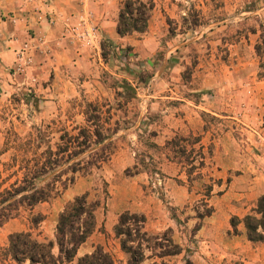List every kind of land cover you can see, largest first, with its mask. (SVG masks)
I'll return each mask as SVG.
<instances>
[{"label":"rangeland","instance_id":"1","mask_svg":"<svg viewBox=\"0 0 264 264\" xmlns=\"http://www.w3.org/2000/svg\"><path fill=\"white\" fill-rule=\"evenodd\" d=\"M120 2L106 0L103 4L105 12H111L114 25ZM195 19L196 25L192 26ZM258 25L264 28V0H153L143 34L124 36L115 43L103 40V48H99L94 62L61 65L57 75L51 72L39 83L35 77L31 82L30 78L22 76L19 85L4 91L0 99V171L13 153L32 150V146L21 144L28 136H35V129L48 136L53 144L61 130L69 131L74 125H82L86 102H97L104 109L110 107L111 121L118 120L119 129L111 137L113 154L99 169L77 178L58 197L35 206L31 212L21 211L2 224L0 248L14 232L29 231L38 241L47 240L58 212L75 196L86 194L87 201L96 203V210L104 213L105 205L110 203V185L141 176L144 196L150 195L176 225V233L165 229L159 234L167 232L175 244L180 240L182 246L176 244L181 248L178 255L153 258L146 264L153 261L155 264H184L186 259L190 264H224V257L208 255V250L195 236L202 221L196 218L195 211L202 210L201 200L212 210L208 200L227 188L229 175L217 173L211 160V169L204 165L187 176L184 159L189 156L197 167L199 141L191 143L195 138L200 140V135L188 133L162 138L158 132L163 121L157 109L149 111V102L160 101L158 107L170 108L173 101H264V74L259 67L264 59L260 61L253 49L259 36ZM250 28L255 33H250ZM67 78L73 85L63 90L61 85ZM50 84L54 87L50 88ZM198 116L202 131L208 132L210 139L217 140L223 130L229 132L230 139L238 145L242 162L252 166L254 172H248L250 177L256 172L264 176V168L255 171V164L264 159V130L259 121L223 120L203 111L198 112ZM174 136L185 139L178 142V147L184 150L181 156H174L170 147L162 149ZM211 151V144L206 145L205 157ZM165 157H169V161ZM177 169L178 173L182 172L178 180L174 178ZM166 179L184 187L192 202L172 205L164 192ZM207 186L211 187L208 194ZM240 188L245 197L254 193L251 185L242 184ZM136 203L137 199L133 201ZM36 214L42 216V221L32 229L30 216ZM242 217L229 218L228 237L240 234L238 226L244 235L241 223L236 224L235 233L230 227L231 218L240 220ZM154 254L159 256L161 252L156 250ZM225 264H243V261L234 258ZM254 264H264V259Z\"/></svg>","mask_w":264,"mask_h":264},{"label":"crops","instance_id":"2","mask_svg":"<svg viewBox=\"0 0 264 264\" xmlns=\"http://www.w3.org/2000/svg\"><path fill=\"white\" fill-rule=\"evenodd\" d=\"M105 1L0 0V99L4 91L14 89L15 86L19 85V79L22 76L26 79L35 77L39 83L51 72L57 75L61 65L75 64L79 66L84 62H94L97 59L101 41L108 40L115 43L116 40H121L115 34L114 20L110 18L111 12H105V5H103ZM86 10L90 13L97 27L98 45L94 49L77 48L68 38V28L74 25L78 17L86 13ZM24 44L29 47L32 59L26 73L19 74L15 72L14 65L16 54ZM72 85L71 80L67 78L61 86L63 90H69ZM53 87L54 85L50 84V88ZM263 102L173 101L170 108L158 107L160 101L149 102V111L152 112L157 109L160 119L163 121V126L158 135H162V138L188 133L200 135L199 148L203 167L205 165L207 166L206 169L208 167L211 169L212 162H214L217 173L222 172V174L229 175L230 181L227 188L221 191L219 195L209 198L208 202L212 211L209 216L202 219L195 232V236L200 239V244L208 250L206 253L213 257H224V264L234 258H240L243 264L259 263L264 259V244L251 246L245 241L240 226H238L239 235L227 236L229 218L231 216L242 217L253 205V201L259 194L264 192V176L260 173L257 174V172L255 176H249L248 172L253 171L252 166L242 162L238 145L230 139L228 131L224 132L223 130L217 140L210 139L208 132L202 131L198 112L203 111L214 116H220L223 120L259 121L262 130H264ZM241 105L245 108L241 109ZM255 108L256 111H254ZM262 137L264 139V132ZM209 144L212 146V151L205 157L203 152L206 145ZM260 162H264V159L255 164V171L257 168H264ZM181 177L182 172L178 173L177 169L174 178L178 180ZM142 178L141 176H134L131 179L120 180L118 186L110 185L108 198L110 203L105 205L104 213L95 210L94 231L78 247L76 258L88 254L95 246H100L115 256L121 262L120 264H125V256L120 252L118 242L112 234L117 215L124 211L141 214L145 219L144 231L150 235H157L165 229L176 230L175 223L167 217L164 211L160 210L161 206H157L150 195L144 196ZM242 184L253 186L254 193L245 197L246 194L242 193L240 188ZM163 187L166 198H169L170 203L174 206L183 205L193 200L191 195L186 193L184 187L172 179H166ZM135 199H137V203L133 204ZM100 228L103 229V232H100ZM185 235L184 233L183 236ZM174 239L176 240V236ZM179 241L176 240L175 242L181 246ZM232 253L234 256L231 255ZM67 264H74V261Z\"/></svg>","mask_w":264,"mask_h":264},{"label":"trees","instance_id":"3","mask_svg":"<svg viewBox=\"0 0 264 264\" xmlns=\"http://www.w3.org/2000/svg\"><path fill=\"white\" fill-rule=\"evenodd\" d=\"M152 9L153 0H121L115 20V34L119 38L143 34ZM196 22V19L193 20L192 26ZM258 28L259 36L253 49L259 60L263 61L264 28L262 25H258ZM249 32L255 33V30L250 28ZM100 48H103L101 43ZM259 67L261 74H264V63ZM110 110V107L104 109L97 102H86L83 105V124L74 125L69 131L61 130L53 144L39 129H35V136H28L22 141L21 145L28 148L32 146V150L23 149L13 153L0 171V226L21 211L31 212L35 206L58 197L77 178L89 175L110 159L113 154L111 137L119 129V121H111L113 114ZM184 140L174 136L165 142L162 149L170 147L174 156H181L184 150L178 147V142ZM198 141L199 138H195L191 144ZM196 154L199 156L197 167L188 159L189 156L184 159L188 166L185 170L187 176L203 166L200 148ZM165 159L169 161V157ZM205 189L208 194L211 187ZM199 204L202 210L195 211V216L202 220L212 210L203 200ZM97 207L96 203L87 201L86 194L78 195L66 202L58 212L47 240L38 241L29 231L9 234L5 246L0 248V264H67L72 261L74 264H118L100 246L76 258L78 247L94 231V212ZM41 221L42 216L31 215L30 227L35 229ZM144 222L141 214L127 211L116 217L112 234L120 252L125 256V264H146L153 258L175 256L181 252V248L167 236V232L157 235L145 232ZM237 223L242 224L247 242L252 245L264 243V192L240 220L230 219L233 233L236 232ZM99 230L103 232L102 228ZM156 250L161 255H155ZM152 264H155L154 261ZM184 264L190 262L186 259Z\"/></svg>","mask_w":264,"mask_h":264},{"label":"built area","instance_id":"4","mask_svg":"<svg viewBox=\"0 0 264 264\" xmlns=\"http://www.w3.org/2000/svg\"><path fill=\"white\" fill-rule=\"evenodd\" d=\"M68 38L77 48L94 49L98 45L97 27L94 24L90 13L80 15L74 25L67 30ZM29 47L24 44L16 54L14 70L24 74L31 65L32 56ZM34 82V79H30Z\"/></svg>","mask_w":264,"mask_h":264}]
</instances>
